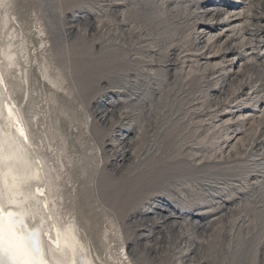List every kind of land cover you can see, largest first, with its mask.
Masks as SVG:
<instances>
[{"label":"rangeland","instance_id":"obj_1","mask_svg":"<svg viewBox=\"0 0 264 264\" xmlns=\"http://www.w3.org/2000/svg\"><path fill=\"white\" fill-rule=\"evenodd\" d=\"M185 1L0 0V102L27 128L46 215L76 224L93 264H264L248 146L264 128L229 119L242 107L229 89L215 96L216 71L242 51L199 50L203 23L187 14L207 0ZM160 201L170 218L140 216Z\"/></svg>","mask_w":264,"mask_h":264},{"label":"bare ground","instance_id":"obj_2","mask_svg":"<svg viewBox=\"0 0 264 264\" xmlns=\"http://www.w3.org/2000/svg\"><path fill=\"white\" fill-rule=\"evenodd\" d=\"M192 1H185L188 3L185 10H191ZM253 2L254 0H207L197 5V11L187 14V18L192 17L203 23L198 32L199 50L207 53L209 49L216 48V55L222 56V51L228 53L223 57L237 49L242 51L239 56L235 55L228 60L229 62L226 61L229 65L224 66L221 72L216 71L218 75L215 78L217 87L215 96L218 99L229 89L227 98H242L239 105L242 107L232 111L229 119L233 120L236 117V123L240 127H245L246 122L248 124L251 121L250 126L255 125V129H259L264 128V60H258L259 55H255V58L250 57V60L255 61L253 63L255 78L247 77L246 71L251 70L249 64L244 62L247 56L243 55L248 44L264 42V0H255V10ZM175 3H178V0ZM173 12L176 13V17H180L177 11ZM242 18L244 19L242 22L235 23ZM183 19L184 17H180V20ZM76 20L83 21V18L78 16ZM213 30L217 32L213 34ZM228 31L232 32V37L229 38L228 35L223 39L222 36ZM249 33L251 35H248ZM12 59L16 61L14 56ZM209 63L207 61V64ZM1 65L0 59V82L3 75ZM219 66V63L216 64V67ZM237 81L242 82L237 83V88H232ZM6 96L10 98L9 94ZM12 102L3 104L0 102V229L3 235V240H0V264H93L87 247L77 233L76 224L63 216L65 225L61 226L58 220L50 221L46 215L48 199L41 197L44 192V185L41 184L43 172L36 166L33 158H30L27 149L29 139L27 128L18 113L19 110ZM108 103L105 101L99 108L102 119H106L111 109ZM250 109L252 113H246ZM127 137L126 131L121 132L118 135L120 144L127 143ZM249 142L248 146L253 148L255 154V167L258 168L256 170L258 174H255V208L258 215L262 216L263 223L264 138L255 133L249 137ZM36 160L40 163L39 159ZM162 207L171 206L168 202L165 204L164 201H160L140 216L147 217L157 213L167 219L169 215L162 211ZM197 224L199 228L208 230L206 225L203 227L202 222ZM10 226L15 236L9 231ZM182 226L181 224L180 227L183 228ZM10 240L22 241L23 246L13 251L10 248ZM46 240L49 245L45 243ZM192 243L191 240L187 241L188 252L192 249Z\"/></svg>","mask_w":264,"mask_h":264},{"label":"snow or ice","instance_id":"obj_3","mask_svg":"<svg viewBox=\"0 0 264 264\" xmlns=\"http://www.w3.org/2000/svg\"><path fill=\"white\" fill-rule=\"evenodd\" d=\"M9 231L10 232H13L11 226L9 227ZM13 236H15V233L14 232H13ZM0 240H3L2 229H0ZM9 244H10L11 250H13V251L15 250V248L22 247L23 246L22 241H13V240H10L9 241Z\"/></svg>","mask_w":264,"mask_h":264},{"label":"water","instance_id":"obj_4","mask_svg":"<svg viewBox=\"0 0 264 264\" xmlns=\"http://www.w3.org/2000/svg\"><path fill=\"white\" fill-rule=\"evenodd\" d=\"M87 16H89V17H90V19L92 18V17H91L92 15H89V14H88ZM199 216L203 218V216H201V215H199Z\"/></svg>","mask_w":264,"mask_h":264}]
</instances>
